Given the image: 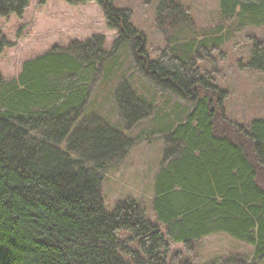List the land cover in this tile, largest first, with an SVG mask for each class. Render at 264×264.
Instances as JSON below:
<instances>
[{"label": "trees", "instance_id": "1", "mask_svg": "<svg viewBox=\"0 0 264 264\" xmlns=\"http://www.w3.org/2000/svg\"><path fill=\"white\" fill-rule=\"evenodd\" d=\"M217 1L226 19L264 23V0ZM68 2L97 4L119 37L110 53L97 35L26 61L16 80L0 75V264H179L170 243L192 249L216 233L251 245L254 262L263 259L264 120L227 118L228 93L214 85L215 73L198 69L220 41L176 42L172 33L191 23L189 12L181 0H158L154 23L169 46L151 59L130 10L113 0ZM28 7L29 0H0V19L21 17ZM126 44L147 79L192 104L163 132L154 221L131 198L107 212L105 171L134 143L100 118L84 120L98 73ZM11 46L0 31V55ZM248 67L264 72V43L254 44ZM115 100L128 129L150 117L126 82Z\"/></svg>", "mask_w": 264, "mask_h": 264}, {"label": "rangeland", "instance_id": "2", "mask_svg": "<svg viewBox=\"0 0 264 264\" xmlns=\"http://www.w3.org/2000/svg\"><path fill=\"white\" fill-rule=\"evenodd\" d=\"M189 12L191 23L173 32L179 43L192 40L198 44L206 38L220 43L210 53V60L198 61V69L213 75V83L227 92L224 112L230 120L248 124L264 120V72L250 69L253 47L264 43V23L242 24L238 19L222 16L217 0H181ZM117 9L131 12V24L146 41V53L159 57L169 45L155 27L158 0H113ZM0 31L11 47L0 55V75L4 80H16L23 64L57 46L67 49L72 42H87L93 36L105 38L104 50L111 52L119 32L107 26L102 9L90 2L71 5L68 0H29L21 17L0 19ZM171 34V32H170ZM209 38V39H208ZM214 46V45H213ZM213 48V47H212ZM132 44L123 46L118 54L100 70L97 84L89 101L86 119L100 118L112 128L122 131L133 146L122 160L106 171L102 194L106 210L112 213L116 204L128 198L136 200L154 221L151 211L153 177L161 165L166 149L163 132L184 120L192 108L189 101L147 79L137 69ZM126 82L150 106V117L131 128L125 126L118 112L115 92ZM84 118V116H82ZM82 118V119H83ZM170 258L179 264H264V258L254 262V248L225 233H216L195 242L192 249L170 243Z\"/></svg>", "mask_w": 264, "mask_h": 264}]
</instances>
